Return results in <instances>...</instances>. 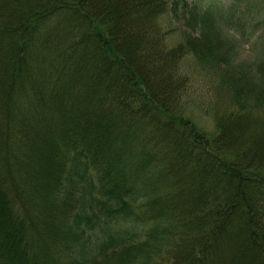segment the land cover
Returning <instances> with one entry per match:
<instances>
[{"label": "trees", "instance_id": "1", "mask_svg": "<svg viewBox=\"0 0 264 264\" xmlns=\"http://www.w3.org/2000/svg\"><path fill=\"white\" fill-rule=\"evenodd\" d=\"M228 1L0 0V264H264V41L228 33L264 20Z\"/></svg>", "mask_w": 264, "mask_h": 264}, {"label": "rangeland", "instance_id": "2", "mask_svg": "<svg viewBox=\"0 0 264 264\" xmlns=\"http://www.w3.org/2000/svg\"><path fill=\"white\" fill-rule=\"evenodd\" d=\"M209 1L214 2L220 8H225V6L229 2L228 0H177L179 15L176 20L172 19L174 21V24L180 26L182 23V18L180 17L181 7L189 6L192 4H196L197 6H203ZM167 2H170V0H167ZM243 4H245V6L246 4H249L251 8V11L249 12H252L251 16H247V12L244 13L246 20H252L255 22L258 20H264V0H243ZM258 7H261V9H259L260 12H258V10L256 9ZM159 20L164 26H168L170 16L167 13H163L159 16ZM250 24L245 25V27H235L232 32H228L229 34H233L232 37L235 40L234 58L238 60V62L250 61L256 53L258 46L261 45V43L264 41V25L260 22L258 26L253 30V25L251 26ZM175 33L176 32L173 31L172 33L168 34L169 39L175 38ZM248 33L249 36L246 38V34ZM211 86V83H205L201 85V88H203L204 90L206 89V91H208V89H211ZM208 92L209 93L207 95L204 92L199 93V95H202V100L209 98L208 96L212 92L211 90H209ZM206 106L207 105L205 102H201L200 100L195 99L194 101L188 103L186 108V114L194 120L196 125L204 129L205 131H212L214 126L213 117L211 113L205 109Z\"/></svg>", "mask_w": 264, "mask_h": 264}]
</instances>
